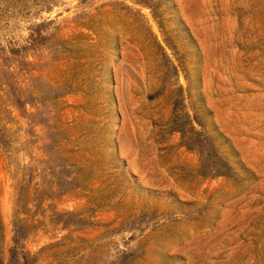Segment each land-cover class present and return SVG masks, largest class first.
Segmentation results:
<instances>
[{
    "label": "rangeland",
    "instance_id": "obj_1",
    "mask_svg": "<svg viewBox=\"0 0 264 264\" xmlns=\"http://www.w3.org/2000/svg\"><path fill=\"white\" fill-rule=\"evenodd\" d=\"M0 126L3 259L264 264V0H0Z\"/></svg>",
    "mask_w": 264,
    "mask_h": 264
},
{
    "label": "trees",
    "instance_id": "obj_2",
    "mask_svg": "<svg viewBox=\"0 0 264 264\" xmlns=\"http://www.w3.org/2000/svg\"><path fill=\"white\" fill-rule=\"evenodd\" d=\"M4 139V129L3 127L0 126V144L3 143ZM206 160H212L211 164L213 167H209L210 170H213L214 173L220 174L225 172L226 164L221 161L219 158H213L212 159V152L209 151V154H207V157H205ZM212 168V169H211ZM20 225H17L16 228L14 229V234L12 238V246L8 249V255L6 259H3L0 256V264H29V260L27 257V253L24 252L22 249L18 248V228H20Z\"/></svg>",
    "mask_w": 264,
    "mask_h": 264
}]
</instances>
